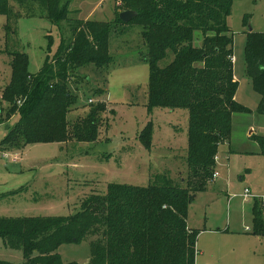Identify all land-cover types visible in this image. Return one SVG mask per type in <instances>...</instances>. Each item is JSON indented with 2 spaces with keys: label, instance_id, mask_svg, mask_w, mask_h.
Segmentation results:
<instances>
[{
  "label": "trees",
  "instance_id": "trees-1",
  "mask_svg": "<svg viewBox=\"0 0 264 264\" xmlns=\"http://www.w3.org/2000/svg\"><path fill=\"white\" fill-rule=\"evenodd\" d=\"M70 1L15 0L22 9L26 3H38L52 24L68 22L71 38L51 59L46 58L35 75L28 72L25 53L6 52L10 81L0 95L6 105L0 108V125H9L0 142L4 153L21 152L35 144L94 143L98 139L106 105L88 99L86 116L70 125L67 117L77 97L69 89L68 79L88 66L97 73L107 68L112 60L110 35L124 23L118 14L111 23H72ZM123 1L126 11L135 14L127 25L140 27L147 49V115L156 108L188 113L184 187L173 185L165 176L160 184L145 188L109 184L104 195L91 194L71 216L0 218V239L6 248L21 250L22 264H64L56 253L58 248L79 244L86 237H95L88 264H195L198 233L187 227L189 204L195 194L206 190L217 172L214 158L219 146L230 139L232 116L251 113L235 101L238 83L233 76V39L227 26L233 0ZM9 2L0 0V16L6 17L5 37L11 33ZM197 32L201 38L198 46ZM168 53L172 60L160 68L159 62ZM244 61L245 75L260 97L256 112L264 115V33L247 32ZM104 94L103 88L92 92L93 97ZM13 117L18 119L10 126ZM152 136L153 125L148 121L137 137L147 151ZM252 139L264 156V136ZM251 214L252 234L264 240V204L255 200Z\"/></svg>",
  "mask_w": 264,
  "mask_h": 264
},
{
  "label": "rangeland",
  "instance_id": "rangeland-1",
  "mask_svg": "<svg viewBox=\"0 0 264 264\" xmlns=\"http://www.w3.org/2000/svg\"><path fill=\"white\" fill-rule=\"evenodd\" d=\"M26 4L22 9L10 0L11 33L6 37V17L0 16V95L10 81V58L6 52L25 53L28 72L35 75L46 58L51 59L60 45L71 38L68 22L52 24L38 3ZM126 10L123 0H71L68 18L72 23H111ZM127 24L117 25L110 35L112 60L107 68L97 73L93 66H88L68 79V87L77 97L67 117L70 125L86 116L88 99L106 105L98 139L94 143L35 144L11 154L0 150V195L5 194L0 196V218L71 216L91 194L104 195L109 184L145 188L160 184L165 176L173 185L184 187L188 175V113L156 108L151 116L147 115V49L140 37V27ZM227 26L233 39V76L238 82L235 98L251 111L232 116L230 145L247 151L257 145L253 137L264 135V115L256 112L260 97L245 75L244 61L249 29L264 33V0H233ZM195 36L198 46L200 33ZM172 58L168 53L158 66L164 68ZM97 88L105 89L104 96L93 97ZM5 107L0 101V108ZM17 119L11 118L10 126ZM148 121L153 125L149 151L137 139ZM4 128L5 125L0 126V142L7 132ZM249 129L252 132L247 136ZM226 144L218 148L221 156L216 155L218 177L212 179L205 191L195 194L188 207L186 222L198 233L195 264H264V240L252 234L251 214L255 200L261 203V199L244 200L239 196L245 188L254 196H264V156H231L227 160L221 152L227 149ZM94 239L86 237L79 244L62 245L56 253L64 264H88ZM0 261L22 264V252L6 248L0 239Z\"/></svg>",
  "mask_w": 264,
  "mask_h": 264
},
{
  "label": "crops",
  "instance_id": "crops-1",
  "mask_svg": "<svg viewBox=\"0 0 264 264\" xmlns=\"http://www.w3.org/2000/svg\"><path fill=\"white\" fill-rule=\"evenodd\" d=\"M233 64H234V61H233ZM234 80L236 81V79H235V77H234ZM237 82V81H236ZM238 83V82H237ZM235 101H236V98H235ZM237 102V101H236ZM238 103V102H237ZM245 107V106H244ZM1 126V125H0ZM252 130V129H251ZM251 130L249 129V132L247 133V136H250V133H251ZM232 133V132H231ZM232 135V134H231ZM231 137V136H230ZM227 145V144H226ZM245 148V147H244ZM244 148H242V149H244ZM220 149V148H219ZM221 152H222V154H224L225 155V157L227 158V160H229V159H231V156H243V155H246V156H248V155H260L259 154V148H258V146L257 145H255V147H253L251 150H247V151H239V148H236V147H232L231 145H230V139H229V141H228V145H227V149L226 150H224V149H222L221 150ZM218 154L221 156V154H220V150L218 151ZM218 161H219V157H218ZM218 163V162H217ZM218 167H219V164H218V166H217V173H218ZM243 176L240 178V180L242 181L243 180ZM245 189H247V188H245ZM244 189V190H245ZM239 195H241V194H239ZM253 195V194H252ZM254 196V195H253ZM257 197V196H256ZM259 197H264V196H259ZM187 223V222H186ZM187 227H188V229H190V230H192L191 229V227L190 226H188V224H187ZM247 231H248V229H247ZM259 240H262L260 237H259ZM198 251V250H197ZM198 254H199V252H198Z\"/></svg>",
  "mask_w": 264,
  "mask_h": 264
},
{
  "label": "built area",
  "instance_id": "built-area-1",
  "mask_svg": "<svg viewBox=\"0 0 264 264\" xmlns=\"http://www.w3.org/2000/svg\"><path fill=\"white\" fill-rule=\"evenodd\" d=\"M233 61H234V60L232 59V62H233ZM88 103H91V101L89 100ZM263 136H264V135H263ZM3 155H4V157L7 158V155H6V154H3ZM214 160H215V162H217V161H218V157L216 156V157L214 158ZM217 177H218V173L215 172V173L213 174V176H212V179L215 180ZM239 196L242 197L244 200H245V199H250V198H254V199L259 198V199H261V203L264 204V197H256V196H253V195L250 193V191L247 190V189L243 190L242 194L239 195Z\"/></svg>",
  "mask_w": 264,
  "mask_h": 264
},
{
  "label": "water",
  "instance_id": "water-1",
  "mask_svg": "<svg viewBox=\"0 0 264 264\" xmlns=\"http://www.w3.org/2000/svg\"><path fill=\"white\" fill-rule=\"evenodd\" d=\"M119 20L122 22V23H128L131 19H133L135 17V14L131 11H125V12H122L119 14ZM248 32H252L251 29H249ZM8 126H5V131L8 130ZM252 132V131H251Z\"/></svg>",
  "mask_w": 264,
  "mask_h": 264
}]
</instances>
